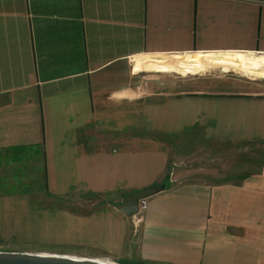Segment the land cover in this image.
<instances>
[{
    "label": "crops",
    "instance_id": "1",
    "mask_svg": "<svg viewBox=\"0 0 264 264\" xmlns=\"http://www.w3.org/2000/svg\"><path fill=\"white\" fill-rule=\"evenodd\" d=\"M228 54L264 60V0H0V212L34 210L43 180L102 259L264 264V84L130 89L134 61L187 77L219 62L195 71L178 56ZM204 144L255 151L234 172L165 185L136 216L116 208L172 182L179 146ZM84 201L96 205L81 214Z\"/></svg>",
    "mask_w": 264,
    "mask_h": 264
},
{
    "label": "rangeland",
    "instance_id": "2",
    "mask_svg": "<svg viewBox=\"0 0 264 264\" xmlns=\"http://www.w3.org/2000/svg\"><path fill=\"white\" fill-rule=\"evenodd\" d=\"M169 56L159 55V57H163L166 60H169ZM178 57L191 70L195 71L200 69L195 67V64L206 62H219V64H215L217 69H212L209 72L184 77L185 75L155 71L135 73L133 70L136 62L134 61L131 67L134 74L130 89L136 90V88L148 87L149 91H152L155 86L161 92H174L176 89L188 88V86L198 88L215 85L216 81H232L242 88H251L256 84H264V72L262 69L264 60L258 61L260 64L255 60L246 59H262L263 57L261 56L228 54L209 58L206 56L205 58L201 57V59L197 56L184 57L181 55ZM150 60L152 59H145L144 61ZM257 64H260V66ZM222 70L231 72L225 73ZM169 86L173 88H169ZM160 91L157 90V92ZM116 117H122V113L117 111ZM254 151L248 145H228L224 147L206 144L204 149L199 150H189L184 145L179 146L172 153V158L170 159L169 172L172 182H170V179L166 180L164 185L178 186L186 182L209 181L210 175L205 173V171H210L214 168L218 169L219 167H222L226 173L234 172L235 166H237L236 162H249ZM219 161L222 162L221 166L218 165ZM43 182V180L35 181L34 210L14 211L15 205L13 202L3 205V211L2 213L0 212V251L59 255L79 259L99 257L100 259L98 258L97 260H107V258H101L105 254L93 248L90 243H86L88 237L85 232L80 230L76 233L72 223L66 220V217L72 211L66 212L65 201L50 196L38 188L43 185ZM4 193L6 192L4 191ZM13 198V196L4 197V201H10ZM31 198L29 197V201ZM84 203L85 206H89L86 201ZM91 205L95 206L96 204ZM91 205L88 208L78 207L81 214L90 212L94 207ZM18 206L22 208L24 205L19 204ZM122 262L124 264L128 263H125L126 261Z\"/></svg>",
    "mask_w": 264,
    "mask_h": 264
},
{
    "label": "water",
    "instance_id": "3",
    "mask_svg": "<svg viewBox=\"0 0 264 264\" xmlns=\"http://www.w3.org/2000/svg\"><path fill=\"white\" fill-rule=\"evenodd\" d=\"M165 189V185L143 188L126 195L116 208L128 217L139 213V202L149 199ZM0 264H119L112 260L79 259L59 255L0 251Z\"/></svg>",
    "mask_w": 264,
    "mask_h": 264
},
{
    "label": "built area",
    "instance_id": "4",
    "mask_svg": "<svg viewBox=\"0 0 264 264\" xmlns=\"http://www.w3.org/2000/svg\"><path fill=\"white\" fill-rule=\"evenodd\" d=\"M149 207L148 199H143L139 202V213L145 212ZM138 213V214H139ZM137 214V215H138Z\"/></svg>",
    "mask_w": 264,
    "mask_h": 264
},
{
    "label": "bare ground",
    "instance_id": "5",
    "mask_svg": "<svg viewBox=\"0 0 264 264\" xmlns=\"http://www.w3.org/2000/svg\"><path fill=\"white\" fill-rule=\"evenodd\" d=\"M262 67H263L262 69H263V72H264V64H263V66H262Z\"/></svg>",
    "mask_w": 264,
    "mask_h": 264
}]
</instances>
